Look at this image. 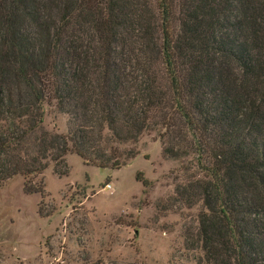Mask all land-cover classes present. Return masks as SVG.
Here are the masks:
<instances>
[{
    "label": "trees",
    "instance_id": "16d2710c",
    "mask_svg": "<svg viewBox=\"0 0 264 264\" xmlns=\"http://www.w3.org/2000/svg\"><path fill=\"white\" fill-rule=\"evenodd\" d=\"M144 133L199 207L195 264H264V0H0V187L43 198L67 154L117 170Z\"/></svg>",
    "mask_w": 264,
    "mask_h": 264
},
{
    "label": "rangeland",
    "instance_id": "374dc122",
    "mask_svg": "<svg viewBox=\"0 0 264 264\" xmlns=\"http://www.w3.org/2000/svg\"><path fill=\"white\" fill-rule=\"evenodd\" d=\"M42 112L43 129L65 134V115L45 104ZM131 148L135 156L117 170L67 154V176L57 178L51 168L43 173V198L24 195L21 178L11 179L5 196L15 206L10 234L30 264H195L200 252L185 248L183 233L195 228L199 207L173 200L182 179L179 162L162 157L154 133L119 149ZM40 201L48 217L37 214Z\"/></svg>",
    "mask_w": 264,
    "mask_h": 264
},
{
    "label": "crops",
    "instance_id": "0c3cea01",
    "mask_svg": "<svg viewBox=\"0 0 264 264\" xmlns=\"http://www.w3.org/2000/svg\"><path fill=\"white\" fill-rule=\"evenodd\" d=\"M11 179L0 187V264H6L5 262L8 258H10V264H30L28 259L21 255L16 247L18 242L16 235L14 233L10 234L11 226L13 225L10 219L11 212L15 206L5 200V196L9 197L10 195L8 185Z\"/></svg>",
    "mask_w": 264,
    "mask_h": 264
},
{
    "label": "built area",
    "instance_id": "2783aa9c",
    "mask_svg": "<svg viewBox=\"0 0 264 264\" xmlns=\"http://www.w3.org/2000/svg\"><path fill=\"white\" fill-rule=\"evenodd\" d=\"M109 186L107 185V186H105V188H108Z\"/></svg>",
    "mask_w": 264,
    "mask_h": 264
}]
</instances>
